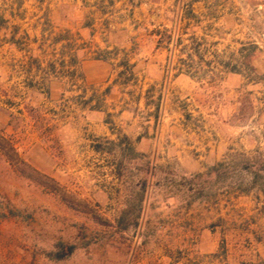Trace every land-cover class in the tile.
<instances>
[{"label": "rangeland", "instance_id": "374dc122", "mask_svg": "<svg viewBox=\"0 0 264 264\" xmlns=\"http://www.w3.org/2000/svg\"><path fill=\"white\" fill-rule=\"evenodd\" d=\"M0 133V264H264V0H0Z\"/></svg>", "mask_w": 264, "mask_h": 264}, {"label": "trees", "instance_id": "16d2710c", "mask_svg": "<svg viewBox=\"0 0 264 264\" xmlns=\"http://www.w3.org/2000/svg\"><path fill=\"white\" fill-rule=\"evenodd\" d=\"M166 46L168 47L170 45H166ZM0 149L4 152V154L8 157V159L18 167L20 172H22L23 174H27V169H29L33 172L29 175L30 177L39 181L42 184L45 185L48 184L46 183V180H44V178H49V177L41 173L38 169L34 168L25 159H23L12 139L1 133H0Z\"/></svg>", "mask_w": 264, "mask_h": 264}, {"label": "crops", "instance_id": "0c3cea01", "mask_svg": "<svg viewBox=\"0 0 264 264\" xmlns=\"http://www.w3.org/2000/svg\"><path fill=\"white\" fill-rule=\"evenodd\" d=\"M96 47L99 48L100 50H104V47H103L102 45H97ZM105 48L110 49V46H107V45H106ZM158 48H160V47H158ZM88 50H92V48L90 47V48H88ZM97 60H101V58H98V57H97Z\"/></svg>", "mask_w": 264, "mask_h": 264}]
</instances>
